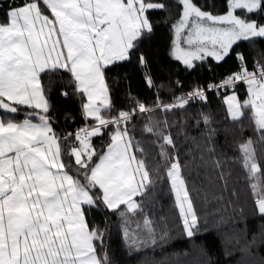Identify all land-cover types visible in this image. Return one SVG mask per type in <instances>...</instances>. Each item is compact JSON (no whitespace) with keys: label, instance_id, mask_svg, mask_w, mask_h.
<instances>
[{"label":"snow or ice","instance_id":"6c2138e0","mask_svg":"<svg viewBox=\"0 0 264 264\" xmlns=\"http://www.w3.org/2000/svg\"><path fill=\"white\" fill-rule=\"evenodd\" d=\"M179 4L173 56L188 68L207 57L225 60L238 41L264 39V24L247 15L264 12V0H226L223 14L204 11L194 0ZM166 7L165 0H25L7 11V23H0V111L17 113L19 106L32 111L22 122L0 118V264H108L95 245L103 233L86 221L84 206L102 201L114 212L122 205L130 213L140 208L135 198L146 194L153 181L146 161L138 159L145 150L134 142L127 125L137 113L152 109L137 102L132 111L122 110L106 119L102 113L112 109V101L105 72L110 65L129 61L151 38L154 26L148 13ZM237 10L245 16L237 15ZM138 59L146 64L142 53ZM238 59L240 71L210 87L246 84V100L241 102L235 93L225 98L228 116L238 121L250 109L255 131L264 141V64L257 62L249 71L245 58ZM60 70L70 74L75 93L86 98L85 118L95 121L91 130L75 133L70 151L65 145L72 134L61 138L54 132L42 83V74ZM147 83L152 85L150 77ZM206 98L204 90L197 89L178 104L157 108L169 111L183 108L191 99ZM204 120L207 123L208 118ZM112 125L111 142L100 155L91 138ZM157 127L149 122L144 131L156 135ZM157 142L183 231L192 238L200 221L178 155L169 152L175 141L161 129ZM253 143L244 142L240 151L254 181L255 209L264 216V184L256 181L264 165L257 163ZM93 189L100 196L93 195ZM144 226L143 239L125 229L133 245L156 243L151 221L145 219Z\"/></svg>","mask_w":264,"mask_h":264},{"label":"trees","instance_id":"16d2710c","mask_svg":"<svg viewBox=\"0 0 264 264\" xmlns=\"http://www.w3.org/2000/svg\"><path fill=\"white\" fill-rule=\"evenodd\" d=\"M24 2L0 0V22L7 23L9 8ZM165 3V9L148 13L154 26L151 38L138 46L129 61L110 65L105 72L112 101V109L102 113L106 119L135 107L137 102L152 109L149 113H137L127 127L134 142H139L145 150L142 155L138 153V159L146 161L153 182L146 194L136 197L140 208L135 212H127L122 206L120 212H114L102 201L85 206L89 225L103 233L102 239L96 241L99 256L106 257L108 264H264V216L255 209L251 187L254 181L244 167L240 151L241 144L252 140L257 163L264 165V141L255 131L250 109L244 110L245 115L240 120L233 121L225 103V95L229 92L219 96L210 93L205 100L191 99L183 108L169 111L157 108L158 104H167L188 89L217 82L235 73L241 66L239 55L245 58L249 69H254L257 62L264 64V39L238 41L225 60L217 62L207 57L188 68L171 53L173 25L179 20L182 6L179 0H165ZM194 3L213 14L226 11V0H194ZM236 13L245 16L243 10ZM247 15L264 24V12ZM141 53L146 64L139 62ZM149 77L151 86L147 83ZM42 83L51 105L49 116L54 132L61 138L72 134L65 145L66 151H70L75 133L86 123L94 126L95 121L83 115L85 97L75 93L69 73L63 70L46 72L42 74ZM245 88L246 84L239 83L231 92L243 100ZM30 111L19 106L17 113H0L6 120L19 122ZM149 122L159 125L156 135L144 131ZM114 129V125L109 126L101 135L92 137V146L98 154L111 142ZM161 129L164 134L170 133L175 141V148L169 152L178 155L182 176L199 217V228L192 238L183 231L166 176L167 165L159 156L157 136ZM65 161L71 163L67 155ZM256 181L264 184V167ZM100 194L98 189L93 191L95 196ZM121 213L129 216L130 224L123 222L125 216ZM145 219L151 221L156 243L133 245L124 235V226L129 232L139 230L143 239L147 231ZM162 236L165 238L161 239Z\"/></svg>","mask_w":264,"mask_h":264},{"label":"built area","instance_id":"2783aa9c","mask_svg":"<svg viewBox=\"0 0 264 264\" xmlns=\"http://www.w3.org/2000/svg\"><path fill=\"white\" fill-rule=\"evenodd\" d=\"M241 68V66H240ZM240 68L235 72H239L240 71ZM248 68V67H247ZM249 71H253L254 69H249ZM228 77V76H227ZM227 77L225 78H222L220 80H218L217 82H209L207 83L206 85H203L201 87H197V88H193V89H188L186 90V92L182 93V94H179L177 95L173 100L167 102L168 105H171V104H178L180 102V99H184V98H187L188 95L190 93H192L193 91L197 90V89H203L204 92H205V96L207 97L210 93H215L216 95H221L223 93H226V92H229L233 87H221V88H217V87H210V86H213V85H219L221 84ZM239 83H243L242 81L241 82H237V84ZM193 100H200V99H193ZM134 108V107H133ZM133 108H130V109H126V110H123V111H132ZM91 127L89 124L86 123L85 126L81 127V128H88L89 130H91ZM80 128V129H81Z\"/></svg>","mask_w":264,"mask_h":264},{"label":"rangeland","instance_id":"374dc122","mask_svg":"<svg viewBox=\"0 0 264 264\" xmlns=\"http://www.w3.org/2000/svg\"><path fill=\"white\" fill-rule=\"evenodd\" d=\"M237 14V13H236ZM238 15V14H237ZM178 21V20H177ZM177 21H176V23H177ZM1 23V22H0ZM175 23V24H176ZM174 40H175V33H174V29H173V42H174ZM172 42V45H171V53H172V55H173V48H174V43ZM182 47H186V45H181ZM233 93H235L234 91H232V92H229V93H227L226 95H225V98L227 97V96H230V95H232ZM235 95L237 96V94L235 93ZM237 98H238V96H237ZM248 98V95H247V85H246V88H245V95H244V99L243 100H240L239 98V100L241 101V102H243L244 100H246ZM86 102V98H85V101H84V103ZM0 118H3V119H5L6 120V117L4 116V115H2L1 113H0ZM25 119V118H24ZM23 119V120H24ZM22 120V121H23ZM22 121H19V122H22ZM15 122H18V121H15ZM33 122H37V121H33ZM92 139V138H91ZM78 146V145H77ZM106 149H107V147H106ZM106 149H105V151H106ZM104 151V152H105ZM103 152V153H104ZM103 153H101L100 155H102ZM97 161H98V159H97ZM73 174H74V172H73ZM186 185H187V183H186ZM170 187H171V184H170ZM95 189H93L92 190V194H93V191H94ZM172 191V190H171ZM173 193V192H172ZM173 196H174V202H175V194L173 193ZM191 196V195H190ZM135 200H136V198H135ZM86 206V205H85ZM85 206H84V208H85ZM122 207L123 208H125V210L127 211V209H126V206L124 207V205H122ZM178 209V208H177ZM119 212H120V210H119ZM128 212V211H127ZM178 213H179V210H178ZM123 216H125V219L123 220V222H126V224H130V222L128 221V217L129 216H127V215H123ZM86 218V221L88 222V220H87V217H85ZM181 219V218H180ZM182 222V221H181ZM125 224V225H126ZM125 229H127V227L126 226H124V233H125ZM128 230V229H127ZM129 232V231H128ZM129 234L130 235H140V232H139V230L138 231H132V232H129ZM125 235V234H124ZM129 238V237H128ZM95 245H96V247H97V252H98V255H99V250H98V243L97 242H95Z\"/></svg>","mask_w":264,"mask_h":264},{"label":"crops","instance_id":"0c3cea01","mask_svg":"<svg viewBox=\"0 0 264 264\" xmlns=\"http://www.w3.org/2000/svg\"><path fill=\"white\" fill-rule=\"evenodd\" d=\"M50 120H51V124H52V118H50Z\"/></svg>","mask_w":264,"mask_h":264}]
</instances>
